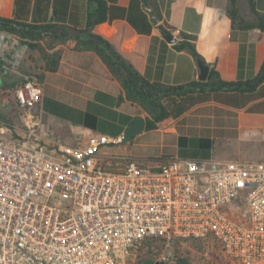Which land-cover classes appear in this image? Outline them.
Wrapping results in <instances>:
<instances>
[{
  "label": "crops",
  "instance_id": "obj_1",
  "mask_svg": "<svg viewBox=\"0 0 264 264\" xmlns=\"http://www.w3.org/2000/svg\"><path fill=\"white\" fill-rule=\"evenodd\" d=\"M101 1L105 5L106 20L94 27V34L112 45L150 82L170 86L198 82L197 62L187 51L174 48L182 34L195 37L197 53L209 64V70L213 67L224 81L252 80L261 71L264 32L232 30L226 14L228 0H184L180 13H174L178 0ZM253 3L254 9L264 14V0H253ZM94 8V3L88 5V0H0V17L30 25L60 24L78 28L84 27L87 12ZM162 29L172 35L173 43L165 39ZM0 34L4 39L15 38L10 51L3 52L0 46V54L9 53L2 54L0 66L10 72L12 66H18L19 79L8 84L16 85L27 72H33L39 78L41 92L40 104L28 114L11 96L2 99L3 104L10 105L1 111L7 125L0 128V133L6 136L23 137L27 132L24 124L27 122L32 127L38 122L36 132L46 143L57 141L77 146L84 145L93 136L104 135L116 142L103 149V153L124 155L152 169L170 160L185 159L264 164V157L258 159L248 154L264 151L262 81L247 87L248 90L213 91L204 102L177 117L163 120L153 130H146L144 126L129 142L122 144L127 128L137 117L145 121L146 113L125 99L121 85L95 53L76 49L72 39L49 43L44 38L37 43L46 57L59 52L57 66L50 69L47 59L39 52L30 50L26 56L18 57V43L21 41L27 49L26 40L6 32ZM0 90V94L9 92L3 86ZM11 110H15L13 115ZM222 256L215 255L205 264L229 262Z\"/></svg>",
  "mask_w": 264,
  "mask_h": 264
},
{
  "label": "built area",
  "instance_id": "obj_2",
  "mask_svg": "<svg viewBox=\"0 0 264 264\" xmlns=\"http://www.w3.org/2000/svg\"><path fill=\"white\" fill-rule=\"evenodd\" d=\"M13 91L27 114L40 104L35 73ZM37 123L20 138L0 133V264H134L148 241L162 247L158 261L175 264L171 249L184 240L201 242L207 263L215 244L236 264H264V164L152 169L103 153L116 142L104 135L46 143Z\"/></svg>",
  "mask_w": 264,
  "mask_h": 264
},
{
  "label": "trees",
  "instance_id": "obj_3",
  "mask_svg": "<svg viewBox=\"0 0 264 264\" xmlns=\"http://www.w3.org/2000/svg\"><path fill=\"white\" fill-rule=\"evenodd\" d=\"M91 3H94L95 8L87 12L84 27L74 28L60 24L30 25L0 17V32L13 34L21 40H26L25 44L31 51L39 52L42 58L47 59L50 69L57 66L59 52H54L46 57L42 47L37 43L44 38L49 39V43H62L72 39L76 42V49L95 53L121 85L125 99L137 104L146 113V130H153L163 120L169 117H177L191 106L204 102L213 91L248 90L244 85L254 83L263 71L264 62L258 75L247 81H224L220 78L219 73L211 67L205 82L196 81L183 86L150 82L136 71L112 45L94 34V27L106 20V10L101 0H88V5ZM183 8L184 0H178L174 6V13H180ZM226 14L231 21L232 30L246 33L251 29H258L264 32V14L258 13L254 9L253 0H228ZM162 32L165 33L166 31L162 29ZM194 41V36L182 34L181 41L176 43L174 48L178 51H187L196 62L200 61L209 66L197 53ZM26 74L30 73L27 72ZM262 82H264V78ZM179 261L183 264L185 260L177 259V263Z\"/></svg>",
  "mask_w": 264,
  "mask_h": 264
},
{
  "label": "rangeland",
  "instance_id": "obj_4",
  "mask_svg": "<svg viewBox=\"0 0 264 264\" xmlns=\"http://www.w3.org/2000/svg\"><path fill=\"white\" fill-rule=\"evenodd\" d=\"M4 37L0 34V46L1 49L3 50V52H8L11 50L12 45H14V41L15 38H12L10 36L6 37L4 40ZM3 41V43H2ZM22 42L20 41L18 43V52L17 55L18 57H22L23 55H27L30 52V49H26L23 46V44H21ZM34 51H32L33 53ZM35 53V52H34ZM3 56L4 54L8 55L9 53H2ZM2 54H0V60L4 59ZM12 72H10L8 70V68L6 67H1L0 66V88L3 86L4 89H8L9 92L8 94H0V128L6 126L7 124H5L6 120L5 117L3 118V116L1 115V111L2 110H7L8 108H10V105H6L3 104L2 99H4L5 97H9L11 96L14 102H15V97H14V87L17 85L15 84H8L11 82H16L19 79V76L17 75L18 72V66L14 67L12 66ZM1 91V90H0ZM7 95V96H6ZM16 103V102H15ZM6 105V106H5ZM15 110H11L10 114H14ZM19 110L16 111V118L19 117ZM9 114V115H10ZM15 117V116H14ZM251 156H254L258 159H261L264 157V151L262 152H252V153H248ZM260 163V162H258ZM262 163V162H261ZM201 246L202 243L199 241H194V240H184L181 243H176L175 246L171 249L173 256H174V261H176L175 264H181V262L179 261L177 263V259H182L185 260L183 264H205V260L202 258L200 250H201ZM214 251L216 255H220V249L217 245L214 244ZM163 252L162 247L159 245V243L153 242V241H148L146 243V245L143 246L142 250L140 251L139 255L137 256V261L134 264H162L159 260L161 254ZM224 257V256H222ZM225 258V257H224ZM227 259L229 262H227L226 264H235L234 262H232L230 259Z\"/></svg>",
  "mask_w": 264,
  "mask_h": 264
},
{
  "label": "water",
  "instance_id": "obj_5",
  "mask_svg": "<svg viewBox=\"0 0 264 264\" xmlns=\"http://www.w3.org/2000/svg\"><path fill=\"white\" fill-rule=\"evenodd\" d=\"M152 20L153 17L151 16ZM165 39L169 42V43H173L174 40L172 39V35L166 31L165 32ZM197 66L199 69V74H198V81L199 82H205L208 78V74H209V66L202 64L200 61H197ZM264 78V67H263V71L260 75V77L254 82V83H250V84H246L244 85V87H254L257 84H259ZM145 126V121L143 118L141 117H137L132 123L131 125L127 128V130L125 131L123 138H122V144H125L127 142H129L135 135H137L138 133H140Z\"/></svg>",
  "mask_w": 264,
  "mask_h": 264
}]
</instances>
